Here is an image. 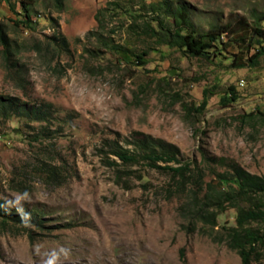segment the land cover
<instances>
[{
	"label": "rangeland",
	"instance_id": "rangeland-1",
	"mask_svg": "<svg viewBox=\"0 0 264 264\" xmlns=\"http://www.w3.org/2000/svg\"><path fill=\"white\" fill-rule=\"evenodd\" d=\"M20 1L0 0L11 51L6 55L0 42V95L41 107L46 121L0 113V206L27 218L0 216V264H242L226 240L233 208L219 213L213 228L193 224L188 186L168 191L169 176L143 163L117 171L101 149L144 133L175 145L181 162L199 163L205 182H217L213 171L227 170L230 161L264 177V38L253 31L264 0H171L190 11L198 32L227 24L246 35L239 45L223 34L209 58L153 45L132 30L130 13L159 0H123L106 17L104 35L128 52L124 63L117 50L97 48L86 35L108 0H62L60 7L25 0L29 28L14 23ZM152 18L145 10L138 17L155 26ZM147 46L154 49L138 66L134 54ZM259 52L255 66L233 65L237 55ZM230 86L236 100L222 105ZM204 89L208 103L198 111ZM47 165L55 178L47 177ZM35 217L41 225L28 224ZM259 250L251 264H264V245Z\"/></svg>",
	"mask_w": 264,
	"mask_h": 264
},
{
	"label": "trees",
	"instance_id": "trees-1",
	"mask_svg": "<svg viewBox=\"0 0 264 264\" xmlns=\"http://www.w3.org/2000/svg\"><path fill=\"white\" fill-rule=\"evenodd\" d=\"M9 1V0H6ZM58 7L61 6L62 0H54ZM123 0H108L105 6L100 7L95 13L96 27L94 30L87 32V37H95L100 44L97 48L117 50L116 53L122 56L118 59L119 63L130 61L127 56L128 52L122 51L121 46L113 44L104 35L106 33V17L111 11L120 9ZM22 14L14 21L19 26L25 28L30 27L31 18L29 3L21 0ZM139 11L130 13L132 18L131 28L133 31L144 33L143 37L151 38L156 44H163L169 48L178 49L185 56L209 58L211 49L216 47L218 40L223 34H229L234 42L241 45L246 40V35L243 31L229 30V25L213 26L206 31L198 32L195 29L191 18L190 11L183 5L174 4L171 0H159L146 3L142 1L139 5ZM141 10H145L153 15L152 20L156 22L155 26L151 22L143 21L140 24ZM261 20L264 17L256 20L253 26L254 35L259 39L264 38V27L261 25ZM242 23V22H241ZM240 23V24H241ZM244 30H248L249 26L243 24ZM247 25V26H246ZM243 30V29H241ZM61 46H66L67 40L65 37H60ZM260 43V40H256ZM0 42L5 45V53H11L7 38L0 29ZM252 43L249 44V48ZM241 47V46H240ZM154 49V46H147L140 53L134 54V60L138 66H145L147 61L145 55L149 49ZM106 51V50H105ZM122 51V52H121ZM91 56L101 54L97 50L85 48ZM108 52V51H106ZM104 53V52H102ZM262 52L253 53L244 59L237 55L233 60V65L237 68L244 67L247 62L255 66L258 63V58ZM235 55V54H234ZM236 61V62H235ZM236 63V64H235ZM209 90H203L202 101L198 111H203L208 103ZM236 100L234 88L230 86L227 94L220 98L222 105H228ZM16 107V108H15ZM12 111L25 115L37 122H44L41 107L19 105L17 99L10 96L0 95V113L11 114ZM133 141H126L122 144L118 139H114L108 146L103 145L101 149L102 159L108 166L114 167L119 171L121 167L130 168L133 165H140L150 169L157 170L160 173L167 174L170 179L168 191L174 186L178 189H185L187 186L192 193V216L193 224L200 223L202 227H215L217 225V215L227 208L235 210V224L225 227L226 240L228 246L238 252L241 257L242 264H251L253 260H258L260 257L259 248L264 245V177L251 173L240 166L236 161H230L228 169L218 172L213 171L216 181L203 180V171L199 163L195 161L181 162L177 158L178 149L175 145L168 143L161 138L153 137L149 134H139ZM206 156V155H205ZM204 159H206V157ZM222 159V158H220ZM47 177L55 178L58 175L55 167L47 165L45 168ZM0 216L5 221L11 219L17 223H27V218L24 214H13L4 210L0 206ZM28 224L34 222L36 225H41L42 222L35 217V220H29Z\"/></svg>",
	"mask_w": 264,
	"mask_h": 264
}]
</instances>
